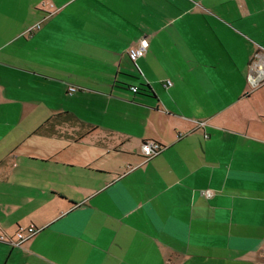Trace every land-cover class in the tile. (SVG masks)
I'll return each mask as SVG.
<instances>
[{"label": "crops", "instance_id": "0c3cea01", "mask_svg": "<svg viewBox=\"0 0 264 264\" xmlns=\"http://www.w3.org/2000/svg\"><path fill=\"white\" fill-rule=\"evenodd\" d=\"M260 69L264 0H0V264H264Z\"/></svg>", "mask_w": 264, "mask_h": 264}, {"label": "built area", "instance_id": "2783aa9c", "mask_svg": "<svg viewBox=\"0 0 264 264\" xmlns=\"http://www.w3.org/2000/svg\"><path fill=\"white\" fill-rule=\"evenodd\" d=\"M34 27H38L37 25ZM33 29H30L28 32H31ZM148 48V41L145 38H141L138 40V42L134 45H130L127 49V54L130 56L132 62L134 63L135 59L142 56L144 52ZM135 65V63H134ZM136 66V65H135ZM264 78V71L260 69V72L258 74H249L248 75V80L250 84L255 87L257 86L260 82H262ZM165 87H168L171 85L170 81H165L163 83ZM77 90V87L75 86H70L68 88L69 94L75 92ZM131 90L133 92H137L138 88L137 87H131ZM203 125V124H201ZM181 136V133L177 135L179 138ZM207 137V135H204ZM165 148V145L154 141V140H145L142 142L140 146V154L142 156L143 161H147L155 156H157L161 151ZM202 193L206 198L212 196L213 192L210 189L203 190ZM1 231V229H0ZM38 231H40V228L35 227L33 225H30L28 227H19L16 232L14 233L13 236H6L3 234H0V241L6 242L12 246L19 247L21 246L26 240L34 236Z\"/></svg>", "mask_w": 264, "mask_h": 264}, {"label": "trees", "instance_id": "16d2710c", "mask_svg": "<svg viewBox=\"0 0 264 264\" xmlns=\"http://www.w3.org/2000/svg\"><path fill=\"white\" fill-rule=\"evenodd\" d=\"M50 126L53 124L55 125H61V126H67L70 128H80L84 129L85 133L84 134H89L92 131H94V128H89L85 126L82 122L77 120L75 116H73L69 112H62L56 115H53L50 119V123H48Z\"/></svg>", "mask_w": 264, "mask_h": 264}, {"label": "rangeland", "instance_id": "374dc122", "mask_svg": "<svg viewBox=\"0 0 264 264\" xmlns=\"http://www.w3.org/2000/svg\"><path fill=\"white\" fill-rule=\"evenodd\" d=\"M134 63H135V61H134ZM135 65H136V63H135ZM137 66V65H136Z\"/></svg>", "mask_w": 264, "mask_h": 264}]
</instances>
